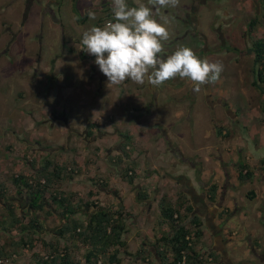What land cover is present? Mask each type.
Masks as SVG:
<instances>
[{
  "label": "rangeland",
  "instance_id": "1",
  "mask_svg": "<svg viewBox=\"0 0 264 264\" xmlns=\"http://www.w3.org/2000/svg\"><path fill=\"white\" fill-rule=\"evenodd\" d=\"M45 1L39 0L40 5L42 6ZM257 1L261 9H264V0ZM221 2L225 7L229 4L228 0H221ZM23 3V0H0V186L3 187L4 194L9 200L15 198L14 200L18 202L17 211H26L24 202L19 198L20 196L17 197L14 194V187L9 181L10 175L28 171L25 159L30 157L41 159L47 154L56 163L68 164L75 159L81 170L75 173L72 179L63 181L60 187L75 192L73 199L76 205H81L80 200L87 197L88 190L101 204H113L117 197L111 189H115L116 195L132 208V220L128 222V229L123 239L126 243L125 249L133 254L141 240L146 243L151 242L153 235L156 236L160 229L166 228L160 227L157 223V198L161 191H164L170 199L177 192L180 193V187L172 182V177H168L173 173L175 165L171 166V163L166 164L162 160L156 161L155 152L150 149L153 147H149L145 155L141 153L140 147L136 153L139 170L132 184L122 182L120 174L125 163L116 160L114 150H106L110 148L112 142H115L114 140H117V133L111 132L114 131L111 129L112 123L121 125L122 129H124L122 123H125V126L129 124L128 128L133 129L130 127V121L134 124L141 123L136 117V112L130 109L125 115L127 116L125 122L117 121L116 114L121 109L118 102L111 100L110 97L116 85H109L111 86V90L109 89L107 93L109 99L107 95L99 96L96 90L93 91L94 93L90 90L91 86L99 84V78L93 77L89 67L90 63L96 64L94 61L90 63L85 61L87 64L83 61L78 62V59L72 56L76 45L72 44L73 30L70 31V25L73 24L69 17L73 15L66 12L71 7L70 0H60V8L53 10L54 17H51L49 13H42L41 8L35 3L31 4L28 12L23 15L21 13ZM252 10L250 0H236V12L242 14H236V42L239 49H243L238 39L248 22L247 15L256 17L250 39H264V11L258 12L259 14L255 16L251 14ZM168 17L172 21L171 10ZM7 26L15 31V37L10 41L7 50L2 51L5 47H3L4 41L10 35L8 30H5ZM168 30L170 40L173 37V28L170 31L169 27ZM185 39L186 41H180L181 45L189 42L188 38ZM173 46L174 44L170 42L164 45L167 50L172 49ZM252 57L253 51L236 54L235 58L222 57L223 72L219 81L212 85L211 94L217 95L225 108L217 104L210 109L201 95L197 96L194 103L192 102L194 107L188 110L189 119L193 120L195 129L199 124L202 125L201 130L198 127L196 136L206 135L201 149H198L197 145L186 144L184 130L187 124L180 123L182 127L179 126V122H182L186 116L189 104L193 101L190 96L184 94L179 103L172 100L173 96L167 101L160 96L156 97L157 106L152 105L158 108L156 111L160 114L159 117L164 116L165 129L174 136H178L180 140L178 145L185 152L190 150L197 152L192 155L193 160L196 161L195 164L199 163L201 166L204 162L205 178L198 184L199 190L206 189L214 181L218 185L221 195L220 203L217 207L214 206V212H217V208L221 206L228 207L232 197L236 205L240 206L241 211L235 216L231 215L230 211L222 210L216 218L222 228L227 226L229 232L230 230L236 232L234 243L240 242L238 235H245L251 229L257 234H264V228L261 227L264 225V176L260 170V159L264 155V93H261V90L264 92V82L258 83V88L251 83L255 78L256 69ZM55 59L60 61L59 65H61L58 73L53 71L56 69L53 62ZM102 78H104L103 83H106L107 78L104 75ZM94 96H96L95 100H93ZM100 99L103 103L101 108L97 104ZM92 100L93 106L97 105L96 110L99 112L95 116L101 120L95 124L96 126H89L91 130H97L99 133L93 141L89 137L84 138L70 132L71 130L79 131L86 122H89L92 113L88 108ZM162 105L164 108H159ZM196 112H198L197 115ZM211 117H214V122L210 120ZM103 120L107 121V126L102 125ZM105 127H110L111 138L110 134L101 133ZM221 129H224L226 133L219 138L218 132H221ZM139 131L144 132V129L139 128ZM147 131L156 135L160 133V128L156 124L149 127ZM190 136L192 133L189 131L188 137ZM107 153H110L109 156L113 160H107L105 157ZM165 154H167L165 158L168 159L170 154ZM216 156L221 158L219 164L216 162ZM241 159L252 170L251 176L244 181L236 178L237 168L234 165L235 161H241ZM222 171L228 174L224 175ZM226 177L228 183H225L223 189L221 185L226 181ZM98 178L106 180L105 189L107 190L92 185L93 181H98ZM139 186L144 187L147 192L145 200L148 201L147 206H143L135 199L134 193ZM230 188L233 190L231 196H229ZM226 192L227 195L224 197ZM250 192L251 197L248 195ZM216 198L218 199V196ZM208 203L210 207L208 209L212 210L213 203ZM196 206L202 222V236L208 239L209 229L205 226L202 216H207L208 224H210V212H204L199 203ZM0 212H2L1 205ZM38 214L43 215L41 212ZM220 218H228V220L225 223ZM245 222H248L247 226L244 225ZM56 224L55 216L45 218L42 221L43 230L38 232L39 237L48 240L50 235L47 230L52 229ZM16 238L17 235L0 232V244ZM201 238L196 248L206 251L208 246L205 241H201ZM237 247L243 248V245L240 244ZM6 249L11 250V247L6 246ZM30 252L44 255V250L36 243L32 248H18L15 254L11 253L10 264H26L29 261ZM80 253L81 251H78L76 256ZM119 256L120 264H144L134 255L126 256L120 253ZM216 256L215 263H212L207 255L204 259L208 261H206L208 264H224V260L220 261L219 255Z\"/></svg>",
  "mask_w": 264,
  "mask_h": 264
},
{
  "label": "trees",
  "instance_id": "2",
  "mask_svg": "<svg viewBox=\"0 0 264 264\" xmlns=\"http://www.w3.org/2000/svg\"><path fill=\"white\" fill-rule=\"evenodd\" d=\"M106 18L112 19L110 16ZM254 47L256 69L251 83L258 88L257 84L264 82V39L254 43ZM261 93H264L263 90ZM128 139L125 135L119 152L116 153V160L125 163L120 178L122 182L130 185L139 165L136 157H131V150L126 147L129 146ZM105 157L108 161L113 160L109 155ZM25 161L28 171L10 175L9 181L14 187V194L20 196L27 210L17 211L18 202L15 198L9 200L0 186V232L17 235L16 239L0 244V257H8L11 262V256L16 253V249L32 248L38 243L44 250V255L30 252L26 264H120V253L134 255L144 264H208L204 259L205 255L212 263L217 262L214 251H200L196 248L203 234L202 223L193 212L192 206L187 203L183 192H177L171 199L164 192L159 195L157 223L166 228L160 229L156 236L153 235L151 242L141 240L132 254L125 249L126 243L123 239L128 222L132 220V208L116 195L115 189H111L117 197L113 204H101L88 190L87 197L80 200L81 205H76L73 199L75 192L60 187L63 181L72 179L81 170L75 159L68 164L56 163L47 154L41 159L30 157ZM234 165L239 181L251 176V168L242 159L237 160ZM260 170L264 176V155L260 159ZM92 185L107 190L106 180L98 178ZM205 190L206 200L214 202L218 185L210 183ZM135 191V199L142 203L147 198L145 188L139 186ZM248 195L252 196V193ZM40 212L43 215L40 216ZM78 215L82 217L79 218ZM51 216L57 218V224L47 230L50 237L44 240L39 237L38 232L43 230L42 221ZM6 246L11 247V250H7ZM78 251L81 253L76 256Z\"/></svg>",
  "mask_w": 264,
  "mask_h": 264
},
{
  "label": "flooded vegetation",
  "instance_id": "3",
  "mask_svg": "<svg viewBox=\"0 0 264 264\" xmlns=\"http://www.w3.org/2000/svg\"><path fill=\"white\" fill-rule=\"evenodd\" d=\"M23 8L21 13L25 15L29 8L31 7V4L35 3L41 8L42 13H49L51 17H54V9L60 8V0H46L45 3L41 6L39 3V0H23ZM71 1V7L69 9L70 15L73 17H69L70 21L73 25H70V31H72V44L76 45V48L74 51H72V56L74 58L78 59V62L87 61V63H90V61H94L95 57L92 55H89L83 51H81V40L83 32L88 30L91 26H99L103 27L105 25V19L106 16L112 17V8H111V0H70ZM229 4H227V7H225L224 3L221 2V0H188L187 8L183 11V13H174L172 15V20L174 19V27H173V37L172 39L168 40L167 43L170 42V44H174L172 49H165L164 51L159 54L162 58H166L167 56L174 53L175 50L181 47H189L191 48L195 54L201 58V59H208L209 62H222V57H232L235 58L236 54L244 53V52H252L253 51V64L255 65V47L254 43H256L259 39H250V34L253 25H255V18L256 17H250L249 15L246 22V27L242 29L239 36L241 44L243 45V49H239L236 42V14L242 15L241 13L236 12V0H228ZM129 6L135 7L137 6L136 0H126ZM141 2L146 3V0H141ZM227 2V1H226ZM239 5H241L240 2H238ZM250 4L252 6L251 14L258 15L260 12L264 11V9H261V5L258 4L257 0H250ZM239 7L237 6V9ZM257 10V11H256ZM91 11L94 12L96 15L95 20L89 19L87 13ZM154 11V18L158 20V22H162L160 19V16L155 15ZM161 13H163L162 9L160 10ZM259 12V13H258ZM75 14V16H74ZM78 17V19H77ZM244 22V23H245ZM5 30H8L9 37L5 39L3 44L2 51L7 50L9 44L11 43L15 37V31H12L9 29V26L5 28ZM74 33V34H73ZM185 38L189 39V42H185L183 45H181L180 41H186ZM179 41V42H174ZM164 42V45L167 44ZM250 45V47H249ZM71 46V45H70ZM248 46V47H246ZM246 47V48H244ZM72 48V47H71ZM73 50V49H72ZM1 51V52H2ZM218 59V60H217ZM85 63V64H87ZM90 71L92 75L101 76L103 75L102 72L99 70L97 65H91L89 64ZM132 82L131 80L126 81L123 85H116L121 91H124V88L126 87V84H129ZM136 86V91L139 90H145L147 93H144L143 97H147L148 101L151 104H156V96L161 92V95L164 96L166 100L169 99V97H172V100L180 101L183 97V95L190 96L193 101H191V104H189V108L187 109L186 115H189V111L194 105V101L197 99V96L205 100L207 106L210 107V109H213V107L217 104L222 105L223 108H225L224 104L222 103V100L219 99L217 95H212V85L213 84H206L201 86L200 92H194L193 91V84L190 80L187 79H180L175 78L172 80H169L165 82L163 85L159 87H153L151 86L147 80H145V83L143 85L133 84ZM145 88V89H143ZM168 88L175 90H178L177 92H169ZM183 92V93H182ZM141 94V92H139ZM168 95V97H167ZM193 102V103H192ZM150 105V104H149ZM224 111V110H223ZM212 122L215 121L214 117H211L210 119ZM233 123V121H232ZM86 124V125H85ZM82 128L79 131L71 130V133H74L75 135L81 136V137H89L90 140H95L98 136L97 130H91L89 128V123H85ZM221 125V124H220ZM87 126V127H86ZM114 129V128H112ZM69 132V133H70ZM117 140H114L115 142H112L110 145L109 150H117L119 152V147L121 142L125 139V133L117 132ZM226 131L224 129H221V132H218V136H224ZM169 151L174 156H178V158L181 161L187 162L190 164L189 160L186 157L178 155L177 148L174 147V145H169ZM227 182L222 183L221 188L224 189V185ZM215 204V207H217L220 203V199L214 200L212 202ZM198 207L196 208V211H194L197 215ZM212 214V213H211ZM205 226L208 229H211V225L208 224L207 216H202ZM221 257V255H220ZM259 258V256H257ZM222 260V257L220 258Z\"/></svg>",
  "mask_w": 264,
  "mask_h": 264
},
{
  "label": "crops",
  "instance_id": "4",
  "mask_svg": "<svg viewBox=\"0 0 264 264\" xmlns=\"http://www.w3.org/2000/svg\"><path fill=\"white\" fill-rule=\"evenodd\" d=\"M187 4H188V0H180V4L178 7L162 9V11H163L162 14L164 16L168 17L170 10L172 12V15L174 13L181 14L187 8ZM105 20H110V19L106 18ZM174 22L175 21L172 20L170 23L174 24ZM170 23H169V25H166V26L168 28L170 27V31H171L172 28L174 27V25H172ZM172 35H173V32H172ZM53 62L56 65V69H54L53 71H55L56 73L60 72V68H61V65H59L60 61L55 59ZM78 76H80V75H78ZM95 76L97 78H99V84H98V86H91L90 90L92 92L93 91L95 92V90H96L98 92L99 96L102 95L104 97L109 92L108 90L109 89L111 90V86L109 87V85H107V82L103 83L104 78H102V75L101 76L93 75V77H95ZM133 84H136V83L130 82L129 84H126L124 91H121V92H120V89L118 87H116V89H114L110 93V97H111V100H115L116 102H118L119 108L121 109L120 111H117V114H116L117 121L120 120V121L125 122L127 119L126 118L127 116H125V115H127L129 110L132 109L133 112H136V114H137L136 117L138 118V120L141 123L134 124V122L130 121V123H131L130 127H132L133 129L128 128L129 124H127V126H125V123H122V127H124V129H122L121 125H114L112 123L111 129L114 128V131H111V132L117 131V132L124 133V131H125V134L129 137V139L127 140L129 146H126V147L129 150H131L130 151L131 157H133V158L138 157L136 155V153L140 147L142 149L141 153H143L144 155L147 154L149 147H153L150 149H152L155 152L154 158L156 161L162 160L166 164H167V162L171 163V166L175 165L174 170L172 171L173 173H171L169 175L167 173V175H168V177L169 176L172 177L171 178L172 182L176 186L180 187L179 191H181L185 194L186 199H187V203L192 206L193 212L196 211V208H197L196 204L197 203H199L201 209H204V212H210V216H211V221H210L211 227L210 228L211 229H209V232H208L209 236H208V239H205V237L202 236L201 241L206 242V244L208 246V250L211 249L212 251H214V253H217L219 256L221 255L222 260H224V264H264V234L263 235L257 234L255 232L251 231L252 230L251 229L249 231V233L247 232L245 235H240V236L238 235V239H240V242L234 243L236 232L231 231V230L229 232V230H227L228 228H226L227 226H225V228H222V226H220L221 223H219V221H217L216 218L222 210L230 211L232 213L231 215L235 216L237 213H239L241 211L240 206L236 205V202H234L233 197H232L231 198L232 201L230 202V205H228V207L226 206L223 208L221 206V207L217 208V212H214L215 204L213 203L212 207H211L212 210H209L210 209L209 203L206 200V195H205L206 190L205 189L203 190V188H200V190H199V187H197L198 184H200L201 181L205 178L206 170L203 169L204 162L202 163L201 166L199 163L195 164L196 161L193 160L192 155H194V152H196V151L190 150L188 152H185L184 149L181 146H179L180 140L178 139V136L177 135L174 136L173 134H171L170 131L165 129L166 125L164 124L165 122L163 121L164 116L159 117L160 114L156 111V109H158V108L152 107L153 104L149 105L148 98L143 97L144 93H147L146 89L143 88L145 90H141V91L139 90L137 92L136 86H134ZM168 91L169 92H177L178 90H175L174 88H172V89L168 88ZM139 92H141V94H139ZM99 96H98V98H99ZM160 96L162 98L164 97L161 95V92L156 97L158 98ZM93 98H94L93 100H95L96 96H94ZM107 99H109L108 95H107ZM93 100L91 101V106L88 108L89 111L92 113V115L90 117L89 122H86V123H89L88 126H92V127H93V125L96 126L95 124L98 123L99 121H101L100 118L95 116V115H98L99 112H97V110H96L97 105L93 106ZM165 100L166 99H164V101ZM174 102L179 103L180 101L177 102L174 100ZM97 104H98L99 108H101L103 105L102 99H100ZM156 104H157V101H156ZM162 107H163V105L159 108H162ZM161 111H163V109ZM175 112L176 111H174V113ZM197 114H198V112H196V115ZM186 116L184 117V120L182 122H179V126H180V123H183L184 125L187 124V127L184 130L185 131L186 144H188L189 146H190V144H194V145L198 146V149H201L203 147L202 146L203 139L206 137V135H198V136H196V135L198 133L197 132L198 127H200V130H201L202 125L200 126V124H199L198 127L195 129L193 120L189 119V117H190L189 115H188V118ZM156 118H157V120H155ZM199 118L201 119V116H199ZM138 120H135V121H138ZM146 120H148L147 123H145L144 125H141ZM106 123H107V121H105V120L102 121V125L105 124V126H107ZM156 124L160 128V133L159 134L156 133V135L154 133H148L147 129L153 125H156ZM100 126H101V124H100ZM180 127H182V126H180ZM139 128H143L144 132L139 131ZM111 129H110V127L109 128L105 127L104 130H106V132L103 130V132H101V133L104 135H109L110 134L109 132ZM189 131L192 133V136H190V137H188ZM110 138H111V134H110ZM140 138H142L141 141H139ZM207 138H209V137H207ZM169 145H172V146L174 145V147L177 148V150H178V152H177L178 155L180 154V156L186 157L189 160L190 164L187 162L181 161L178 158V156H174L172 153H170ZM114 152L118 153L117 150H114ZM165 153L170 154L168 159L165 158V156L167 155ZM107 155H110V153H107L106 156ZM136 159H138V158H136ZM215 159H216V162H218V164H219V161L221 158L218 156ZM201 161H203V160H201ZM181 164H184V165H181ZM199 167H200V171H198ZM185 169H188V170L184 171ZM224 171H222L224 173V175H227L228 173L224 172ZM163 177H165V175H163ZM163 177H162V179H163ZM162 179H161V181H162ZM226 180H228L227 177H226ZM214 183H215V181H214ZM227 183H228V181H227ZM230 189H231V191H230L229 196H231V194L233 195V190H232V188H230ZM162 192H164V191H161L159 194H161ZM219 192L220 191L218 189L217 194H216V197L218 196V200L220 199V196H221ZM134 194L136 195V191ZM226 195H227V192L224 195V197H226ZM216 197L214 199L215 201L217 199ZM145 200L142 202L143 206H147L148 201H145ZM230 206H232L231 209H230ZM228 218H224V219L222 218V219L226 223ZM222 219L220 218V220H222ZM244 225L247 226L248 222H245ZM261 227L264 228V225H261ZM240 244L243 245V248L237 247ZM240 254H241V256H239ZM257 256H259V258H257ZM222 260L220 259V261H222Z\"/></svg>",
  "mask_w": 264,
  "mask_h": 264
},
{
  "label": "clouds",
  "instance_id": "5",
  "mask_svg": "<svg viewBox=\"0 0 264 264\" xmlns=\"http://www.w3.org/2000/svg\"><path fill=\"white\" fill-rule=\"evenodd\" d=\"M129 6L126 0H111L112 19L103 27L91 26L83 32L81 51L95 57L94 63L107 78V85H123L126 81L143 85L145 80L159 87L180 78L190 80L193 91L219 81L223 72L221 62L199 58L189 47H181L162 58L164 42L170 38V19L161 9L176 8L180 0H136ZM155 15L163 21L158 22ZM95 20L94 12L87 13ZM78 19V17H77Z\"/></svg>",
  "mask_w": 264,
  "mask_h": 264
},
{
  "label": "built area",
  "instance_id": "6",
  "mask_svg": "<svg viewBox=\"0 0 264 264\" xmlns=\"http://www.w3.org/2000/svg\"><path fill=\"white\" fill-rule=\"evenodd\" d=\"M107 21H105V23ZM0 264H10V259L8 257H0Z\"/></svg>",
  "mask_w": 264,
  "mask_h": 264
}]
</instances>
